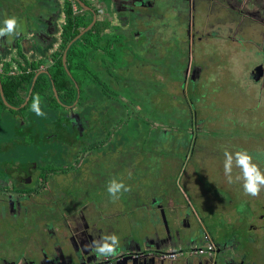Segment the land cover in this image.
Returning a JSON list of instances; mask_svg holds the SVG:
<instances>
[{
    "label": "flooded vegetation",
    "instance_id": "af4514ba",
    "mask_svg": "<svg viewBox=\"0 0 264 264\" xmlns=\"http://www.w3.org/2000/svg\"><path fill=\"white\" fill-rule=\"evenodd\" d=\"M7 16L18 17L23 22V32L14 38H0L1 76L22 78L25 75L33 77V81L34 78L43 79L44 90L37 94L40 105H46L57 115H53L52 122H45L44 128L38 129L33 127L29 116L16 114L19 122L16 136L18 132L29 136L20 142L9 143L12 147L0 146V264H264L263 191L259 197L251 198L239 188L242 201H246L245 216L240 218L233 199L225 198L218 189L209 192L206 203L202 204L204 207L194 214L189 201L194 200L191 192L187 190L191 196L188 199L187 191L180 192L172 187L174 183H170L171 195L157 193L151 203L143 204L153 216L160 220L163 217L164 231H156L153 238L148 235L138 238L136 233L126 235L114 227L117 217L123 221L124 216L135 209L130 210L129 206L121 213L122 210H117L112 203L98 207L92 196V180L105 178L95 175L98 164L90 146L91 134L89 138L84 136L86 127L92 128V101H96L92 100V95L96 96V92L92 94V86L82 72H92V40L95 42L103 37L108 44L105 48L108 47L110 52L113 50L111 56L117 54L111 40L116 45L127 46L132 53L138 50V44L141 45L145 52L142 57L147 59L140 60L150 63L155 68L153 72L167 66L171 72L168 79L172 75L180 81L181 87L186 85L188 92L194 91L198 89L208 57L223 50V43L216 46L213 42L232 41L243 46L241 49L261 52V61L252 65L247 74L255 88H247L251 99L257 91V98L264 102V70L256 71L264 60V0H82V3L79 0H0V24ZM98 22L104 24L103 33L93 30ZM170 26H178L185 36L182 33L179 38L174 31L173 36L164 37ZM32 27L34 31L30 30ZM28 49L41 58L28 57ZM241 49L237 47L235 51ZM138 56V53L130 56V62L139 61ZM33 63L38 66L34 68ZM113 69L109 60L104 70L112 73ZM161 73L166 78V73ZM88 78L91 81V77ZM98 83L94 81V89L98 88ZM132 83L138 86L137 80ZM34 87L31 93L30 87L19 104L4 100L5 104L11 110L28 109L23 108L29 102L31 104ZM189 97L188 102L194 105V99ZM249 104L253 108V104ZM86 105L90 106L89 113L82 109ZM22 121L24 124L20 126ZM52 123L54 127L50 129ZM194 124L198 126L191 133L198 145L195 134L201 135L207 129L198 117ZM75 135L85 140L83 143L88 141L85 145L89 148L84 151L83 143L76 145L70 138ZM28 140L47 143L55 140L71 152H61L59 163L48 161V156L57 158V150L46 144L43 146L46 156L37 154L38 159L33 160V147L21 145ZM253 145V157L264 169V141L253 142ZM201 148L204 154H219L218 150L208 146ZM79 150L80 153L75 154ZM117 151L116 158L111 157L104 170L108 176H111V165L117 170L125 168L129 171V167L141 166L144 160L140 146H134L131 151L123 148ZM128 152L131 156L126 158L132 159L130 163H124L123 159L116 161ZM194 154L195 148L191 150V156ZM54 162L58 164L54 166ZM136 172L137 175L133 172L132 176L138 180L142 173ZM118 177L111 176L108 181ZM209 179L214 180L211 175L204 178L205 188ZM67 180L68 187L64 186L60 191L55 189ZM180 203L186 204V213L179 212ZM120 204L127 208L124 203ZM225 205H228L226 209ZM225 210L232 213L216 232L218 213ZM209 218H212L211 222ZM165 219L173 238L163 244L159 235L168 233ZM112 233L120 237L118 255L98 258L89 246L94 239ZM203 246L206 250L195 252ZM170 254L174 255L168 256Z\"/></svg>",
    "mask_w": 264,
    "mask_h": 264
},
{
    "label": "rangeland",
    "instance_id": "374dc122",
    "mask_svg": "<svg viewBox=\"0 0 264 264\" xmlns=\"http://www.w3.org/2000/svg\"><path fill=\"white\" fill-rule=\"evenodd\" d=\"M180 20L181 19H179V21ZM174 31L179 38L182 36V33L185 36L184 32L180 30L178 26H170V31L164 32V37L173 36ZM111 42H113V47L117 49V55L115 56L113 54L111 56L113 50L112 52H110V49L108 47L106 51L104 48L100 49V56L101 53H104V65H102L101 58H96L92 61V72H89L87 74L86 72L82 71L86 75L87 83L90 82L89 85L94 86V82L92 81V79H98L96 72H104L105 86L106 88H108L110 97H115L114 90H117L119 87H122L125 84L127 85V93L129 94V96L132 97L136 94V97H138L139 95H141L143 90L142 88H137L132 84H128V81H130V79L137 80L142 87L151 86L152 79L155 82L164 81L166 79L165 75L161 73V70L153 72L155 68L150 66V63H145L140 60L147 59L146 57H142L145 52L143 51L141 45L138 44V50L132 53L131 51L127 50V46L120 44L116 45L114 40H111ZM97 43L101 47H104V45H108L103 41H97ZM222 43L223 50L220 53L211 54L206 60L207 63L205 64H207V66L205 68V71H203L204 74L202 73L203 75L198 82V89L196 90V93H194V95L197 96L194 107L197 108L198 118L202 120L203 128L207 129V131L201 134V142L203 143L201 145L198 144L200 145L199 150L196 148L195 154L193 156H191V151L186 154L185 160L187 161V164L185 172L183 170L184 164H182V161H180V163L173 164L170 170L167 168L159 169V162L166 160L163 157L158 158L155 156L147 160L144 159L143 162H141V166H136L134 168L129 167V171H125V168L117 170L111 165L109 167V170L111 171L110 175H118L119 177L117 179H122L125 184L130 186L131 189L129 192H126L121 196L122 201H120V198L118 201L113 202L111 201V199H109V195L105 191L107 185L106 181H108V178L111 176H108L109 173L104 174V170H107L108 168L107 162L111 161V157L113 159L116 158V153H119V151L115 152L116 150H113L104 153L101 152L102 150H98V152L96 151L93 153V158H96L95 162L98 164V168L103 169L95 172V175H101L102 178H105H97L96 180H92V196H94V199L98 202L97 206L100 207L101 205H103L104 207H106L107 205H109V203H112L114 206H116L117 210H122L121 213H124L130 206L129 209L131 210V208H134L137 213V221L133 223L131 221H126V219L122 221V218L119 219V217H117L114 221V227L117 230L121 229L126 234L134 232L136 230L137 232H139L137 235L138 238L143 237V233H141L143 232L142 226H137L138 224H140L138 221L139 219L147 218L144 215L149 211V208L144 207V205L147 203H151V198L154 194H156L155 188H158V192L164 191V189H167L166 185L170 180L171 183H174V186L175 184L178 186V189L176 190L180 192H186L187 190H189L191 194L194 195V197H201L204 194L205 190V180L202 178H196V168L202 170V175L204 178H210V175L214 178V180L209 181V183H213L215 181L214 184H209L207 182L206 193L212 192L216 189L220 190L224 194L225 198L233 199L232 203L236 204L235 207L238 215L240 216V218H244L246 201H242L243 195L242 193H240L241 189L239 188H241V186L239 184L229 185L226 182V178L223 172V152L225 149L232 151L235 149L244 148L253 155V148H255L253 142L255 143L256 141L258 142L261 140L264 141V102L257 98V91L253 95V99L249 97L248 88L254 89L255 86L254 81L252 83V80L247 77L248 71L251 66H254L256 63L258 64V62L261 61L262 54L260 51H256L255 53H253V50L241 49L243 48V46H238L236 42L233 43L232 41L221 42L217 40L213 42V44L216 46H220ZM237 47L241 50H238L236 52L235 49ZM224 48H226L227 51H224ZM137 53L140 55V57L138 56L139 61L135 62V60H133L130 62V56ZM209 53L213 52L209 51ZM26 54L28 57L34 56L35 58L37 56L34 51L30 49L27 50ZM17 57H20V55L18 54ZM148 57L151 56L148 55ZM37 58H41L40 55H38ZM109 60L114 66L112 73H109V71L105 72L107 70H104ZM79 76H81V79L83 78L82 75ZM88 77H91V81ZM167 83H169L171 87L177 85V87L183 89V96H186V94L189 95V87H187L186 85V88L181 87L180 81H178V79H174L173 76L168 79ZM175 90L176 89L173 88V91ZM262 92H264V88ZM122 98L129 102L132 101L128 96L125 95L122 96ZM93 99H96V96L92 95V100ZM84 102H87V100H85ZM174 102L177 103L176 100ZM249 103L253 104V108L250 107ZM154 104L156 105V109H154L152 115L154 117L156 116L157 119H159V110L161 109V107L164 108V104L160 97L154 102ZM30 106L31 104L28 105V109L22 111L11 110L8 107H3L0 109V135L2 137L0 146L2 148H7L9 146V143H15V140L16 142H20L21 140H24L25 136H29V134L27 133L21 135L19 134V132L16 136L17 125L19 123L16 114H21L25 118H28L29 116L30 119L33 120L34 112L30 110ZM40 107L44 113H49L54 116L57 115L55 111L44 104H41ZM47 122L49 121L47 120ZM20 124L23 125L24 121H22ZM45 126L47 128V125ZM196 126L198 125L194 124L192 130H196ZM53 127L54 124L52 123L49 128L52 129ZM198 132H200V130ZM78 140L81 141H77V143H75L76 145H82V143L85 141H83L82 138H79ZM21 145L25 147L30 144L22 143ZM203 145L208 146L211 150H218L219 154L215 156H211L207 153L204 154L201 148V146ZM31 146L33 147V150L31 151V154H33V160L38 159L37 154H40L45 150V147H43L44 145H35L34 143H32ZM155 154L158 153L155 152ZM124 156L125 157L123 158H117L116 161H121L123 159L124 163H130V160L132 159L126 157H130L131 154L128 152ZM55 161H57L58 163L61 162L60 159H57ZM58 163L54 162V166H56ZM188 163L190 164V168H188ZM135 170L142 172V175L138 180L132 176ZM235 171L236 170H234V173ZM158 172L159 177L157 178L155 177V175H157ZM208 172L210 173V175L207 177ZM65 183H62L58 186L56 185L55 189L57 191H60L64 186L68 187L69 184L67 183H69V180H67ZM151 183H153V185ZM174 186L172 187L175 189ZM136 188H139L140 190H138L136 194H134L133 191L137 190ZM189 191L186 192V197L188 199H191ZM129 193H131V197H127ZM75 195L78 196V193L75 192ZM147 196L148 198H146ZM123 199L125 202L123 201ZM120 203H124L127 208ZM129 203H131V205ZM225 203L229 204L228 202ZM152 206L154 205L152 204ZM227 207L228 205H225L224 208L226 209ZM231 213L232 212L230 210H225L218 213V220L215 224L216 232H219L221 230L225 219H228L226 217H229ZM209 221L211 222L212 218H209ZM158 225L157 228L159 230H161L162 227H165L164 224H162V227L160 223ZM186 234L187 232L184 235Z\"/></svg>",
    "mask_w": 264,
    "mask_h": 264
},
{
    "label": "trees",
    "instance_id": "16d2710c",
    "mask_svg": "<svg viewBox=\"0 0 264 264\" xmlns=\"http://www.w3.org/2000/svg\"><path fill=\"white\" fill-rule=\"evenodd\" d=\"M104 29V24L102 22H98L93 28L95 31H101V33H103ZM97 41L106 42V39L100 37L95 40V42L92 40V61L96 58H101L102 65H104V53H101V57L100 49L104 48L106 51L107 48H105V45L101 47ZM93 48H95V52ZM177 52L181 53L179 50H177ZM114 55L116 56L117 54ZM33 65L34 68L38 66L36 63H33ZM6 70L7 72L10 70L9 64L6 65ZM158 70L159 69L156 71ZM160 70L166 73V80L158 82L152 81L149 87H142L139 83L138 87L135 83H132L136 82V80H127L128 84H132L134 87L142 88L143 90L141 95L136 97L135 94V96H132L133 98L127 93L128 89L126 84L114 90L115 97H110L108 88L105 86L104 72H96L98 79H92V81H98L99 83L96 89L92 86V94L96 92V101H92V128L86 127L84 132V136L87 138H89L91 134L92 143L90 146L92 147L93 153L96 151L98 152V150H102L101 152L106 153L107 151L118 150L120 148L131 151L134 146H140L144 151L145 160L153 156L158 158L163 157L166 161L159 162L158 160L160 163L159 169L167 168L170 170L173 164L180 163V161L184 162L186 154L189 151L194 148L199 150L200 145L203 143L201 142L202 136L199 134L197 135V133L195 134V136L198 137L196 144H200L195 145V139L192 137L191 133L195 119L198 117L197 108L188 102L190 98L189 95H182L183 89H180L177 85L171 87L169 83H167L168 76L171 74L169 68L167 66L165 68L160 67ZM0 75H3V73H0ZM1 78L6 100L12 104H19L20 101H24L23 97L28 93L32 85L33 77L29 78L23 75L22 78L10 76H1ZM44 87V81L39 77L36 80L30 100L32 101V98L36 96L40 90L43 91ZM173 88L176 90L173 91ZM194 93H196V90L189 91L191 98L195 101L197 96H195ZM124 95L128 96L132 101L129 102L123 99L122 96ZM159 97L163 101L164 108L161 107L159 110L160 118L157 119L152 113L154 109H156L154 102L159 99ZM175 100L177 103L174 102ZM29 104L23 109L27 108ZM3 107L6 108L7 104H5L0 94V109ZM82 109L85 113H89L90 106L86 105ZM95 109L97 114L94 115ZM47 120L52 122L53 115L45 114L43 117H39L34 114V119L32 120L33 127H37L38 129L44 128V123L47 122ZM76 136L77 135L70 136L75 143H77L75 140L79 139ZM37 142L41 145L48 144L54 146L53 150H57L58 158L48 156V161H55L57 159L62 161L59 154L63 151L71 152V150L65 148V145L55 140L48 143L45 141L41 143L40 141ZM34 144L36 143L34 142ZM85 144H88V141L83 143L85 147L84 151L89 148V145ZM80 151L81 150L77 151L75 154H79ZM155 152L158 154H155ZM41 154L46 156L47 153L42 152L38 155L40 156ZM43 159L46 160L45 157H43ZM97 170L103 169L98 168ZM134 175H137L136 171ZM170 183L171 180L166 185L167 189H170ZM151 184L153 185V183ZM174 187L178 189L176 184ZM128 197L131 196L128 195ZM131 203L129 204L131 205Z\"/></svg>",
    "mask_w": 264,
    "mask_h": 264
},
{
    "label": "clouds",
    "instance_id": "9594fccd",
    "mask_svg": "<svg viewBox=\"0 0 264 264\" xmlns=\"http://www.w3.org/2000/svg\"><path fill=\"white\" fill-rule=\"evenodd\" d=\"M22 32L23 22L16 16H7L0 24V38H14ZM30 110L36 116L45 115L40 107L38 95L32 98ZM234 170H236L235 173ZM223 172L226 182L229 185L239 184L246 196L256 198L264 191V169L247 149L239 148L234 151L225 149ZM130 190V186L122 179L112 178L106 185V191L113 202L118 201L124 193ZM89 247L98 258L115 257L119 252L120 237L115 233L104 235L100 239H94Z\"/></svg>",
    "mask_w": 264,
    "mask_h": 264
},
{
    "label": "crops",
    "instance_id": "0c3cea01",
    "mask_svg": "<svg viewBox=\"0 0 264 264\" xmlns=\"http://www.w3.org/2000/svg\"><path fill=\"white\" fill-rule=\"evenodd\" d=\"M19 134H22L21 132H19ZM8 135V134H7ZM24 144H32V143H34V142H32V141H30V140H28L27 142H23ZM35 143L36 144H38V142L37 141H35ZM41 143V142H40ZM182 164H184V166H183V170H184V172H185V170H186V164H187V161L186 160H184V162H182ZM188 168H190L189 166H188ZM193 169V168H192ZM184 172H183V175H184ZM203 172H202V170H200V169H197L196 168V172H195V176H196V178H202V179H204V177H203ZM210 175V173L208 172L207 173V177ZM155 177H157V175H155ZM158 178V177H157ZM209 181H210V179L208 180V183H209ZM210 184H213V183H210ZM137 189V188H136ZM156 189V194L158 193V194H160V193H168L169 195H171V193H170V191H169V188L168 189H164V191H162V192H158V188H155ZM138 190H140L139 188L137 189V190H135V192H137ZM212 193H214V192H212ZM157 194V195H158ZM208 197H209V193H206V188H205V190H204V194L201 196V197H199V198H196V197H194V195H193V198H194V200L192 201V200H189L190 201V203H191V208H192V212H193V210H194V214L196 213V212H199V209L200 208H203L204 206H202V204L203 203H206V200L208 199ZM177 204V203H176ZM180 206V210H179V212L180 211H182L183 213H186L185 212V208H186V204L185 203H180L179 204ZM145 217H147L146 219H139L138 221H139V223L140 224H138V226L137 227H139V226H142V228H143V232H141V233H143V237H146L147 235V237H150V238H153V237H155V236H153V234L156 232V231H160V232H162V231H164V227H162V224H164V221H163V217H162V220H160V219H158L157 217H155V216H153L150 212H147L145 215H144ZM144 216H142V217H144ZM137 213H136V211L134 210H132L130 213H127L125 216H124V219H126V221H131L132 223L133 222H136L137 221ZM161 224V227H162V229L161 230H159L158 228H157V225L158 224ZM159 226V225H158ZM175 225H173V227H174ZM136 227V228H137ZM124 232V231H123ZM133 233H136V235H138V233L139 232H137L136 230L134 231V232H131V233H125L126 235H131V234H133ZM146 237V238H147ZM169 264V263H168Z\"/></svg>",
    "mask_w": 264,
    "mask_h": 264
},
{
    "label": "water",
    "instance_id": "95a60500",
    "mask_svg": "<svg viewBox=\"0 0 264 264\" xmlns=\"http://www.w3.org/2000/svg\"><path fill=\"white\" fill-rule=\"evenodd\" d=\"M79 1L82 3V0H79ZM28 23L31 24V22H28ZM94 23H95V19H94ZM30 30H31V31H34L35 29H34V27H32ZM262 66H263V67H262ZM262 66H260V68L257 67V70H256V71H258V69H259V70H261V69L264 70V60H263V64H262ZM35 80H36V78H35ZM35 80L33 81L32 87H31V89H30V93L32 92L33 86H34V84H35ZM0 94H1V97L3 98V100H6V97H5V94H4V91H3V84H2V78H1V75H0ZM28 98H29V96L27 97L26 102L28 101ZM79 123H80V122H79ZM163 216H164V218H165V214H164V213H163ZM165 225H166V230L168 231V233H167L166 235L164 234V236H163V234H160V235H159V239H160V241L164 242L163 244H165V243H167V242H170V240L173 238V236L170 235V229H169V227H168V222H167L166 219H165ZM183 238L185 239L186 236L184 235ZM170 244H171V243H170ZM172 245H173V244H171V246H172ZM158 246H160V244H159ZM95 256H96V255H95Z\"/></svg>",
    "mask_w": 264,
    "mask_h": 264
},
{
    "label": "built area",
    "instance_id": "2783aa9c",
    "mask_svg": "<svg viewBox=\"0 0 264 264\" xmlns=\"http://www.w3.org/2000/svg\"><path fill=\"white\" fill-rule=\"evenodd\" d=\"M0 73H3L2 67H0ZM197 250H198V251L206 250V246H203L202 249H195V252H197ZM173 255H174V254H170V255H168V256H173Z\"/></svg>",
    "mask_w": 264,
    "mask_h": 264
}]
</instances>
